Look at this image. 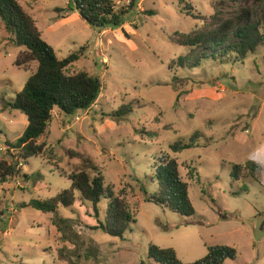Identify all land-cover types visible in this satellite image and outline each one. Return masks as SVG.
<instances>
[{"label":"rangeland","instance_id":"rangeland-1","mask_svg":"<svg viewBox=\"0 0 264 264\" xmlns=\"http://www.w3.org/2000/svg\"><path fill=\"white\" fill-rule=\"evenodd\" d=\"M18 1L59 58L82 53L69 73L86 68L103 88L89 110L67 115L56 107L40 139L53 151L21 160L19 172L0 185V264H161L149 256L152 244L174 248L188 263L203 258L213 245L238 247L237 259L225 264H250L257 253L263 256L264 171L253 177L245 170L237 178L234 165L256 158L264 166V46L245 62L205 59L191 68L179 61L189 47L174 42L173 35L203 21L189 16L179 0H140L144 10H131L123 27L115 29H97L73 18L63 10L68 0ZM116 2L118 9L128 4ZM219 2L227 13L251 6L257 17L262 8L253 0H186L195 14L207 17ZM25 50L10 41L0 21L3 148L28 124L25 113L9 105L37 68V62L28 68L16 65ZM123 106L131 112L116 116ZM195 132V147L173 151L171 145L188 143ZM18 154L0 150V160ZM165 154L178 159L196 208L193 216L146 200L158 188L152 181L154 161ZM83 169L100 172L106 185L115 194L124 192L130 202L136 221L124 238L94 228L104 220L109 199L99 204V219L80 197L72 207H59L62 217L73 220L78 235L69 236L78 249L58 230L53 213L24 206L69 188L68 175Z\"/></svg>","mask_w":264,"mask_h":264},{"label":"trees","instance_id":"trees-1","mask_svg":"<svg viewBox=\"0 0 264 264\" xmlns=\"http://www.w3.org/2000/svg\"><path fill=\"white\" fill-rule=\"evenodd\" d=\"M262 5L260 13L255 16L251 6H242L234 12L222 10L224 2L214 4V14L207 17L195 14L194 8L185 4L189 16L202 20L203 25L190 31H176L173 41L189 47V52L181 56V66L198 67L205 59L245 62L261 46H264V0H253ZM140 0H128V4L117 8L116 0H68V7L63 10L67 14L77 11L80 17L97 29L121 28L126 23V14L136 9ZM62 10V11H63ZM155 14L154 10L148 11ZM63 17H67L64 15ZM0 21L10 34V41L18 47H25L19 53L16 65L28 68L30 63L37 62V68L28 78L25 86L16 94L9 105L21 110L28 119L23 134L15 141L6 140L9 152L17 150V157L11 161L0 160V185L19 172V162L28 161L32 157H43L46 152H52L40 139L45 134L57 107L67 115H75L79 110H89L97 102L102 92V82L86 68L75 69L69 73V66L77 62L82 53L73 52L67 57L59 58L54 47L43 38V32L35 18L18 0H0ZM131 112V108L123 106L116 116ZM195 132L188 143L171 145L174 152L196 146ZM250 170L257 177L261 166L253 160L246 165H234V174L238 178L242 171ZM72 181L69 188L48 200L33 199L24 206L33 207L44 213H53L52 218L63 237L78 245L69 236H77L73 229L72 218L62 217L58 213L60 206L72 207L80 197L92 205L96 217L100 218L99 204L103 199H109L107 214L104 220H98L95 229H101L111 236L124 238L125 233L135 222V216L130 202L124 192L115 194L106 185L104 176L97 172L92 175L87 169L68 175ZM152 181L158 185L157 191L146 197L147 201L169 208L184 216H193L196 208L189 192V184L183 180L179 162L176 157L165 154L154 161ZM79 195V196H78ZM3 209L0 200V222ZM149 256L161 264H225L228 259L238 257V249L230 245H213L208 247V253L194 262H183L177 251L163 248L156 244L149 247Z\"/></svg>","mask_w":264,"mask_h":264},{"label":"crops","instance_id":"crops-1","mask_svg":"<svg viewBox=\"0 0 264 264\" xmlns=\"http://www.w3.org/2000/svg\"><path fill=\"white\" fill-rule=\"evenodd\" d=\"M140 3H141V1H140ZM140 3H139V5L136 7V10H138V11H142V10H144V8H141L140 7ZM72 14H74L73 16H75V17H73V18H75V19H79L80 18V15H79V13L77 12V11H75V12H71ZM68 17V16H67ZM64 18H66V17H64ZM80 111V110H79ZM78 111V112H79ZM12 141H14V140H12ZM251 160H253V161H255L256 163H259V165L261 166V170H260V172H259V175L261 174V173H263V171H264V166L258 161V159H256V158H251ZM256 245H257V242H255V241H252L250 244H249V246H251V248L255 251V248H256ZM235 247H237L236 245H235ZM237 249H238V247H237ZM237 259V258H236ZM250 264H264V255L263 256H261L260 255V253H257V255H256V257L254 256L253 258H252V262H250Z\"/></svg>","mask_w":264,"mask_h":264},{"label":"built area","instance_id":"built-area-1","mask_svg":"<svg viewBox=\"0 0 264 264\" xmlns=\"http://www.w3.org/2000/svg\"><path fill=\"white\" fill-rule=\"evenodd\" d=\"M104 62H107V59H104ZM8 148H9L8 146H6L4 148L3 147H0V150L3 151V150H7Z\"/></svg>","mask_w":264,"mask_h":264}]
</instances>
